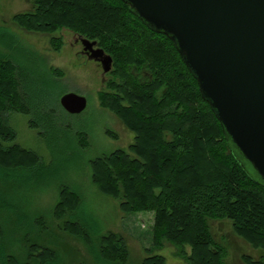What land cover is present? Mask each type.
<instances>
[{"label": "trees", "instance_id": "trees-1", "mask_svg": "<svg viewBox=\"0 0 264 264\" xmlns=\"http://www.w3.org/2000/svg\"><path fill=\"white\" fill-rule=\"evenodd\" d=\"M33 1L35 10L14 16L26 30L56 33L66 27L96 40L113 58L105 81L109 90L100 93V102L134 131L129 150L136 156L118 149L91 158L89 165L92 182L120 198L124 211H155L160 231L155 234L154 252L151 249L137 264H166L165 256L156 252L164 239L173 243L187 264H229L222 250L214 247L210 217H228L239 235L264 249V185L234 154L174 42L149 28L123 0ZM50 40L55 50L60 49L61 36ZM3 46L0 169L8 172L42 162L35 151L15 142L17 132L10 116L15 112L30 115L29 124L42 137L44 128L35 113L29 84L15 62L14 48ZM47 69L52 76L62 74ZM167 130L173 134L170 140L165 137ZM57 188L52 214L67 216L62 230L85 242L93 264H126L129 252L124 238L113 231L103 232V226L80 216L82 196L73 187L61 183ZM4 205L0 199V209ZM19 219L10 214L3 217L0 210V264H60L64 253L68 264H84L64 234L47 224L43 210L29 216L20 230L10 226ZM185 244L192 247L189 255ZM244 261L264 264V256H244Z\"/></svg>", "mask_w": 264, "mask_h": 264}, {"label": "rangeland", "instance_id": "rangeland-1", "mask_svg": "<svg viewBox=\"0 0 264 264\" xmlns=\"http://www.w3.org/2000/svg\"><path fill=\"white\" fill-rule=\"evenodd\" d=\"M35 8L33 0H0V48L4 47L3 43L7 49L14 48L12 54L23 79L29 84L35 113L44 128L42 137L39 130L29 124L30 115L15 112L10 116L17 132L15 142L35 151L42 162L31 168L8 172L0 169V199L6 206L0 209L1 213L3 217L9 214L19 216L20 219L10 226L20 230L29 216L43 210L47 224L64 234V240L79 251L78 259L84 264H93L85 242L62 230L61 225L67 216L57 218L52 214L58 196L57 184H66L82 196L80 216L98 227L103 226V232L120 234L129 252L126 264H137L153 250L155 234L160 231L156 226L155 211L141 208L124 211L120 198L103 192L92 182L89 165L91 158L118 149L136 156L129 150L135 141V133L113 110L101 105L100 93L109 90L105 84L108 74L104 73L102 60L95 59L102 62L96 70L94 62L86 61V56L78 52L81 44L77 41H85L88 37L66 27L56 33L29 31L14 20L17 13ZM52 36L63 38L60 49L53 48ZM93 47L97 48L98 44ZM47 64L62 73H53L55 78H60L59 81L50 74ZM69 91L87 97L84 111L70 114L62 107L60 98ZM165 137L170 140L173 134L167 130ZM189 175L190 179L194 178L193 174ZM156 190L159 192L160 189ZM41 220L39 223L44 219ZM208 224L214 247L222 250L229 264H248L244 256L254 259L264 256V249L256 248L239 235L228 217H210ZM184 248L188 255L191 254L190 244H185ZM156 252L165 256L166 264H187L177 254L173 243L165 239ZM60 264H68L65 253Z\"/></svg>", "mask_w": 264, "mask_h": 264}, {"label": "water", "instance_id": "water-1", "mask_svg": "<svg viewBox=\"0 0 264 264\" xmlns=\"http://www.w3.org/2000/svg\"><path fill=\"white\" fill-rule=\"evenodd\" d=\"M123 1L174 42L234 154L264 185V0ZM95 51L106 74L113 58L100 46ZM87 101L72 91L60 98L70 114L84 111Z\"/></svg>", "mask_w": 264, "mask_h": 264}, {"label": "flooded vegetation", "instance_id": "flooded-vegetation-1", "mask_svg": "<svg viewBox=\"0 0 264 264\" xmlns=\"http://www.w3.org/2000/svg\"><path fill=\"white\" fill-rule=\"evenodd\" d=\"M77 43L81 44V49L78 51L81 53L82 56H86V61H93L95 64V69L97 70V66L100 68V66H102V62H98L95 61L96 60H100L101 57L99 56V54L95 51L96 48L92 47L91 45H89V42H85L83 40H79L77 41ZM88 53V54H87ZM93 57V59H91ZM145 75H149L148 73H144ZM106 81V80H105Z\"/></svg>", "mask_w": 264, "mask_h": 264}]
</instances>
